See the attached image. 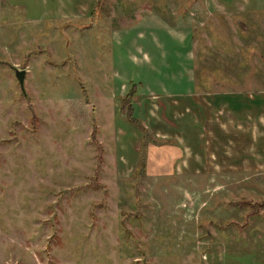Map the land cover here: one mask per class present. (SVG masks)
I'll return each mask as SVG.
<instances>
[{
    "label": "rangeland",
    "instance_id": "1",
    "mask_svg": "<svg viewBox=\"0 0 264 264\" xmlns=\"http://www.w3.org/2000/svg\"><path fill=\"white\" fill-rule=\"evenodd\" d=\"M219 2L0 0V264H264V0Z\"/></svg>",
    "mask_w": 264,
    "mask_h": 264
},
{
    "label": "crops",
    "instance_id": "2",
    "mask_svg": "<svg viewBox=\"0 0 264 264\" xmlns=\"http://www.w3.org/2000/svg\"><path fill=\"white\" fill-rule=\"evenodd\" d=\"M226 1L228 2L230 0H226ZM232 1L233 0H231V2ZM220 2H223V1H220ZM220 2H219V0H212L213 4H218L219 5ZM224 12H226V11L225 10L222 11V13H224ZM226 14H228L227 16H230L231 14L234 15V11L233 12H230V11L226 12ZM262 98L263 99H261V100H257L256 99L253 102H249L250 105H251L250 107H252V105H253L254 109L257 108L258 110H257V112L255 114L254 113H250L248 115L249 118H253V120H252V123L249 122L248 128H246V130L249 132L250 135H251V132H254L255 138H258V141L260 142V144H263L262 142H264V106H263L264 105V92L262 93ZM225 108L229 109V111L232 112L233 115L230 116V112H228V115H226V118L228 119V124L224 125V126H223V124L218 123L216 121V118L213 116L214 117L213 118V129H212V132H213L212 136L213 137H215V136L219 137L220 134H218L217 132H219V133L220 132H222V133L224 132L225 133V132L229 131L228 130L229 128L231 129L232 127H235L234 129H236L237 127L241 126L242 120H243L242 125H244V122H246L245 119H242L239 122H237V120L235 119L234 114L237 113L236 112L237 111L236 110V105H232V107H231L230 104H228V105L226 104ZM212 111H213V115H216V116L219 115V110L216 111L215 109H213ZM243 113H244L243 116L247 117V115H245L244 111H243ZM250 116H252V117H250ZM234 129H232V130H234ZM215 130L217 132H215ZM225 130H227V131H225ZM233 139H235V137Z\"/></svg>",
    "mask_w": 264,
    "mask_h": 264
},
{
    "label": "trees",
    "instance_id": "3",
    "mask_svg": "<svg viewBox=\"0 0 264 264\" xmlns=\"http://www.w3.org/2000/svg\"><path fill=\"white\" fill-rule=\"evenodd\" d=\"M131 88V87H130ZM131 90H133V89H130V91L128 90V91H126V93H125V97H124V101H123V103L124 104H126V105H123V109H125V111H126V113H127V115H128V120L130 121V122H133V123H135V117L133 116V108H132V106H131V101H130V98H131V95H132V93H131ZM93 130V129H92ZM91 137V136H90ZM92 138V137H91ZM144 146H145V144L143 143L142 144V146H141V149L143 148L144 149ZM99 153V152H98ZM98 155V154H97ZM141 163V165H142V168H144V163H143V161L142 162H140ZM261 205H264V204H261ZM250 206H252V205H250Z\"/></svg>",
    "mask_w": 264,
    "mask_h": 264
},
{
    "label": "water",
    "instance_id": "4",
    "mask_svg": "<svg viewBox=\"0 0 264 264\" xmlns=\"http://www.w3.org/2000/svg\"><path fill=\"white\" fill-rule=\"evenodd\" d=\"M14 75L17 79V83L20 84L21 86V89H22V84H21V81L23 80V74H24V71L25 70H22V69H14Z\"/></svg>",
    "mask_w": 264,
    "mask_h": 264
}]
</instances>
